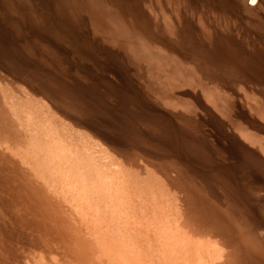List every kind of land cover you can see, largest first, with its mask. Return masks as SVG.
<instances>
[{
  "label": "bare ground",
  "instance_id": "1",
  "mask_svg": "<svg viewBox=\"0 0 264 264\" xmlns=\"http://www.w3.org/2000/svg\"><path fill=\"white\" fill-rule=\"evenodd\" d=\"M123 5L0 0V264H264V104Z\"/></svg>",
  "mask_w": 264,
  "mask_h": 264
},
{
  "label": "rangeland",
  "instance_id": "2",
  "mask_svg": "<svg viewBox=\"0 0 264 264\" xmlns=\"http://www.w3.org/2000/svg\"><path fill=\"white\" fill-rule=\"evenodd\" d=\"M120 1L124 2L123 7L127 6L136 12L144 14V23L154 28V46H157L160 42L194 45L197 46L195 49L201 53L202 58L204 57L203 59H210L214 63H219L220 75L218 74L219 76L217 75L213 80H210L212 85H209V88L213 87L211 89V92H213L209 93L210 90L208 88L205 90L203 87L204 94L202 98V93L196 88V85L190 84V90H187V96L191 97L189 100L195 95L198 98L196 99L197 103L191 101L187 103V106H205L204 99L206 95L211 97V94L214 99H217L216 104L213 106H234L235 102L236 106H247L245 101H253L256 106H259L261 102V106H263L264 0H256L254 3L251 0ZM110 7L113 8V6L109 5L108 8ZM155 35L157 36L155 37ZM164 36H169V39L171 37L173 39L169 40L164 38ZM198 55L196 54V56ZM179 60H182L183 65L185 63V70H188L186 72L191 74L197 72L190 67L191 58L186 57ZM221 65L225 67L221 68ZM226 67L230 69V71L228 70L229 72H226ZM225 72L233 81L226 77ZM207 77L206 74H201L200 81L202 80L204 85H208L209 77ZM245 82L247 83L245 84ZM214 86L216 87L214 88ZM246 88L249 90L246 91ZM241 90L243 91L241 92ZM223 91L224 93H222ZM225 93L226 95H224ZM227 93L229 96L234 94V97L237 98H234L233 105L230 104V99H227Z\"/></svg>",
  "mask_w": 264,
  "mask_h": 264
},
{
  "label": "snow or ice",
  "instance_id": "3",
  "mask_svg": "<svg viewBox=\"0 0 264 264\" xmlns=\"http://www.w3.org/2000/svg\"><path fill=\"white\" fill-rule=\"evenodd\" d=\"M251 2H253V3H254V2H255V0H251Z\"/></svg>",
  "mask_w": 264,
  "mask_h": 264
}]
</instances>
